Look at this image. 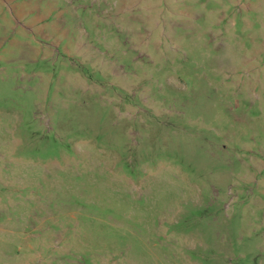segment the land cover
<instances>
[{
    "label": "rangeland",
    "instance_id": "obj_1",
    "mask_svg": "<svg viewBox=\"0 0 264 264\" xmlns=\"http://www.w3.org/2000/svg\"><path fill=\"white\" fill-rule=\"evenodd\" d=\"M0 264H264V0H0Z\"/></svg>",
    "mask_w": 264,
    "mask_h": 264
}]
</instances>
